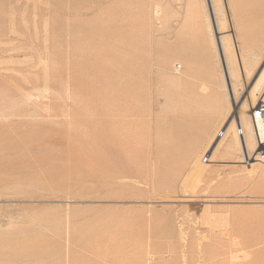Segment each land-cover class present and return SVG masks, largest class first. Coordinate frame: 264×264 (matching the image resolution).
<instances>
[{"label": "rangeland", "instance_id": "374dc122", "mask_svg": "<svg viewBox=\"0 0 264 264\" xmlns=\"http://www.w3.org/2000/svg\"><path fill=\"white\" fill-rule=\"evenodd\" d=\"M213 9L217 33L204 0H0V264H264L262 167L213 139L231 103L216 37L229 71L257 54L231 72L238 115L264 0Z\"/></svg>", "mask_w": 264, "mask_h": 264}, {"label": "bare ground", "instance_id": "6f19581e", "mask_svg": "<svg viewBox=\"0 0 264 264\" xmlns=\"http://www.w3.org/2000/svg\"><path fill=\"white\" fill-rule=\"evenodd\" d=\"M205 3H207V6H208V9H209V14H210V28L214 30V33H217L219 28L217 26V22L215 20V11L213 9V0H204ZM216 47H218V50H219V57H220V61L222 59V62H221V65H222V68H223V73H224V77H225V81H226V84L230 90V97H231V103L229 104V106L227 107V113H225V117H224V120L226 119L225 123L223 124L222 128L220 127V129L216 132V135L215 137L212 138L213 139H220L219 136H221V139L219 140V142L221 141H224L225 142V147L226 148H230L231 145L234 143V145L236 144V146L239 147V152H241L242 156L245 158V162H246V168L248 170L247 172V177L249 179H253V175L255 173L254 169L252 170V165H257L256 168H259L260 166L262 167V170H261V179L262 181H264V159L262 161H258V158L256 157L257 155V144H256V140H255V135H254V128L252 126V123H251V120H250V111L252 110L253 106L255 105V103L257 101H260L261 99L264 100V93L261 94L260 96H257V92L264 87V62L262 63L260 69L258 70V72L256 73V75L252 78V81H251V84H250V87L249 89L247 90V95H246V99L248 98L249 100V105L248 107L244 108L243 107V104L240 105V107L238 108V111H240L238 113V115H232L234 112H235V107L238 106L239 104V99L236 98L235 94L233 93L232 94V90H233V83L231 81V72L233 73L234 77L233 78H236V75L234 74V70L232 71H229V68L227 67V57H225V55L223 54V40H221V36L219 37H216ZM231 53L235 54V52H233L232 50H230ZM229 52V58L228 59H231V57H235L233 54V56L230 54ZM237 54H238V57H239V62L241 64V71L243 72V68L244 70H246V72H251L249 70V67L250 65H252L254 63V61L257 59V54L254 53V51L251 49H248L246 47H242L241 51H237ZM255 54V55H254ZM231 55V56H230ZM241 59H242V62H241ZM235 62V61H233ZM238 64V63H237ZM239 64V65H240ZM229 66V65H228ZM254 66V65H253ZM240 69V68H239ZM126 72V71H125ZM124 72V74H125ZM230 72V73H229ZM132 75H133V72H130ZM230 74V75H229ZM243 75V74H242ZM241 76V75H240ZM244 77V76H243ZM237 79V78H236ZM245 79V78H244ZM128 80V79H127ZM127 80L125 82H123V84H120V88L121 90L119 89L120 94L117 92V94L121 95L122 97V101L127 99L126 96L128 95V89H129V92H131L130 94L133 95L132 91L130 90V88H127L129 87V84L131 82V86L132 84L136 85V82L132 83L134 80H131L129 82V84H127ZM230 82V84H229ZM111 83V82H109ZM108 84V83H107ZM106 84V85H107ZM119 84L118 86L115 84V86L119 87ZM111 85V84H110ZM109 86V85H108ZM112 86H114V84L112 83ZM116 87V88H117ZM134 87V86H133ZM113 88V87H112ZM135 88V87H134ZM137 88V87H136ZM135 88V89H136ZM114 90V89H113ZM246 90V89H245ZM262 90V89H261ZM108 91V89H107ZM110 94V93H109ZM114 95V94H113ZM114 95V96H116ZM129 96L130 97H134V96ZM117 97V96H116ZM119 97V96H118ZM128 97V96H127ZM114 98V97H113ZM116 103H117V99L114 98ZM131 99V98H130ZM134 103H136V101H134L136 99V97L132 98ZM131 99V100H132ZM129 100V99H127ZM126 100V101H127ZM130 100V102H131ZM119 101V100H118ZM121 102V101H120ZM119 102V103H120ZM129 102V103H130ZM123 103V102H121ZM126 103V102H125ZM132 104V103H131ZM123 105V104H122ZM136 105V104H135ZM120 107H122L121 105H119ZM124 106V105H123ZM125 108V107H123ZM136 108V107H135ZM127 109V107L125 108V110ZM128 109H130L128 107ZM127 109V112H131ZM135 110V109H134ZM126 112V111H125ZM138 112V111H137ZM123 113V112H122ZM124 114V113H123ZM129 115V114H128ZM126 116V114H125ZM136 116V115H135ZM134 116V117H135ZM222 124H220L221 126ZM232 133V136H230ZM181 138V137H180ZM183 138V137H182ZM213 139H211L213 141ZM215 140V141H216ZM128 141V140H126ZM211 141V142H212ZM132 143H128V148H127V145L126 143L125 144V149L123 147L122 150L123 151V154L126 156H128L129 158V155H127L128 153L132 155V157L130 159H132L135 163H138L139 164V160L140 158L138 157V151L136 150V144H134V141H132ZM218 142V143H219ZM123 146V145H122ZM176 148V147H175ZM169 152V151H168ZM140 153V152H139ZM176 153V154H174ZM170 155H175V157L177 156H180L181 154L179 153V150L178 149H174L173 152H170L169 153ZM127 158V159H128ZM170 158V157H169ZM197 158V157H196ZM171 159V158H170ZM196 162H199V157H198V160L196 159L195 160ZM194 161V162H195ZM134 164V163H133ZM141 164V163H140ZM139 164V166H140ZM136 168H137V164H136ZM137 170V169H136ZM173 170V169H172ZM257 170V169H256ZM142 171V170H141ZM139 172V170H138ZM167 172V171H166ZM173 172V171H172ZM122 175H125L126 173L124 172H121ZM137 173V172H136ZM174 173V172H173ZM138 174V173H137ZM141 174V173H140ZM165 171L162 172L160 175H163L165 176ZM257 175V174H256ZM133 176H136V175H133ZM164 178V177H163ZM155 183V181H153Z\"/></svg>", "mask_w": 264, "mask_h": 264}, {"label": "built area", "instance_id": "2783aa9c", "mask_svg": "<svg viewBox=\"0 0 264 264\" xmlns=\"http://www.w3.org/2000/svg\"><path fill=\"white\" fill-rule=\"evenodd\" d=\"M250 120L254 128V135L257 144L258 161L264 159V100L257 101L250 111Z\"/></svg>", "mask_w": 264, "mask_h": 264}, {"label": "crops", "instance_id": "0c3cea01", "mask_svg": "<svg viewBox=\"0 0 264 264\" xmlns=\"http://www.w3.org/2000/svg\"><path fill=\"white\" fill-rule=\"evenodd\" d=\"M256 58H257V57H256ZM239 60H240V59L237 57L236 64H237V63H238V64H237V66H236V65L234 66V68H235V69H234V73H236V67L238 68L239 71H241V64H240ZM255 63H256V60L254 61V63H253L252 65H250V67H249V70H250V71H252V69H253V65H255ZM239 64H240V65H239ZM239 68H240V69H239ZM241 73H242V71H241ZM243 73H244V71H243Z\"/></svg>", "mask_w": 264, "mask_h": 264}, {"label": "water", "instance_id": "95a60500", "mask_svg": "<svg viewBox=\"0 0 264 264\" xmlns=\"http://www.w3.org/2000/svg\"><path fill=\"white\" fill-rule=\"evenodd\" d=\"M221 62H222V59H221Z\"/></svg>", "mask_w": 264, "mask_h": 264}]
</instances>
